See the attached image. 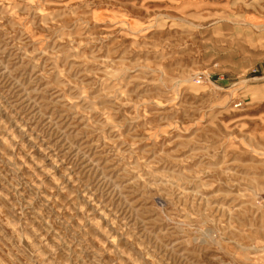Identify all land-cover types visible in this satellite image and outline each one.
Segmentation results:
<instances>
[{
  "label": "rangeland",
  "instance_id": "obj_1",
  "mask_svg": "<svg viewBox=\"0 0 264 264\" xmlns=\"http://www.w3.org/2000/svg\"><path fill=\"white\" fill-rule=\"evenodd\" d=\"M264 0H0V264H264Z\"/></svg>",
  "mask_w": 264,
  "mask_h": 264
},
{
  "label": "bare ground",
  "instance_id": "obj_2",
  "mask_svg": "<svg viewBox=\"0 0 264 264\" xmlns=\"http://www.w3.org/2000/svg\"><path fill=\"white\" fill-rule=\"evenodd\" d=\"M263 253H264V250H263ZM263 263H264V254H263Z\"/></svg>",
  "mask_w": 264,
  "mask_h": 264
}]
</instances>
